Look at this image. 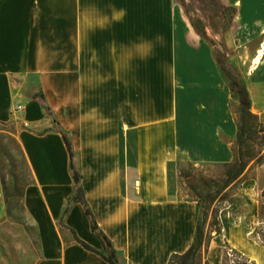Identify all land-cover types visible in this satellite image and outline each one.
Instances as JSON below:
<instances>
[{
  "label": "crops",
  "instance_id": "1",
  "mask_svg": "<svg viewBox=\"0 0 264 264\" xmlns=\"http://www.w3.org/2000/svg\"><path fill=\"white\" fill-rule=\"evenodd\" d=\"M167 1L0 0V124L23 100L26 127L53 130L54 121L68 135L84 200L116 264H168L192 245L199 211L169 196L171 161L231 159L220 140L230 137L228 85L218 68L172 65L187 59L178 41L194 43L156 13ZM222 1L239 9L244 0ZM13 78L36 82L51 120ZM127 137L138 145H123ZM154 139L163 145L144 142ZM17 142L32 179L22 205L38 237L36 264H106L74 241L106 256L82 206L61 219L73 182L60 137L22 130Z\"/></svg>",
  "mask_w": 264,
  "mask_h": 264
},
{
  "label": "rangeland",
  "instance_id": "2",
  "mask_svg": "<svg viewBox=\"0 0 264 264\" xmlns=\"http://www.w3.org/2000/svg\"><path fill=\"white\" fill-rule=\"evenodd\" d=\"M238 4L240 8L234 9L222 0H168L156 10L160 18L170 19L175 34L182 40L191 36L185 42L194 43L190 49L178 41V50L186 51L187 59L178 57L173 66H209L215 70L216 56L224 57L242 79L251 101L250 127L255 134L246 145L247 168L234 185L220 193L223 200L203 203L209 214L206 230L215 213L221 232H211L212 240L199 264H264V0ZM189 20L204 31L208 41L193 32ZM12 83L24 98L40 94L31 78H13ZM21 104L23 100L11 109L16 112H11L10 122L0 124V264H36L39 258L36 229L22 205L24 190L32 179L17 136L22 130L44 133L52 129L26 127L17 111ZM228 109L230 137L221 133L220 140L229 145L232 163L238 104L231 94ZM137 141L127 137L123 145L134 147ZM147 141L153 146L163 145L162 140ZM225 170L223 165L193 164L178 156L167 165L168 194L175 200L197 203L220 190ZM102 254L107 256L108 250Z\"/></svg>",
  "mask_w": 264,
  "mask_h": 264
},
{
  "label": "trees",
  "instance_id": "3",
  "mask_svg": "<svg viewBox=\"0 0 264 264\" xmlns=\"http://www.w3.org/2000/svg\"><path fill=\"white\" fill-rule=\"evenodd\" d=\"M189 23L193 32L199 38L208 41L202 29L198 28V26L193 24L191 20H189ZM215 63L218 67L219 73L228 85V89L231 96L236 99L238 104L236 152L233 155L232 163L223 165L226 170L224 173V180L222 182L220 190L217 191L216 194H207L203 199H200V201L196 203L199 214L196 222L192 245L183 255H173L170 258L168 264H199V261L201 260L202 256L206 254L210 242L212 240L211 232L214 231L216 235H220L221 231L215 213H212L211 221L209 222L208 226L209 230H206L208 225L209 214L207 209L204 208L203 203L208 202L210 204H213L217 200H223V196L221 198L219 197L220 193L229 189L243 176L247 168L246 145L250 141V138L253 136V134H255V131L252 130V128L250 127V121L252 119L251 101L249 93L245 88L242 79L237 74V72L225 62L224 57H220L219 55H217L215 58ZM31 100L36 101L39 104L40 108L44 110L46 115L52 119V112L47 107L42 95L32 96ZM53 123L56 129L48 130L45 133L53 131L60 137L68 156L69 172L73 182V195L70 201L68 202V206L64 210L61 219L63 220V218L67 215L72 205L78 204L82 206V208L84 209V214L89 220L91 231L97 235L98 240L101 242L103 248L105 250H108V255L102 256L101 254L94 251L84 243L77 240L76 238L74 239L75 243L80 246L84 251L100 257L106 264H116V253L112 248V244L98 230L94 218L90 214V211L84 200L83 192L80 187L81 176L76 171L73 164L74 154L68 135L60 127H58V125H56L54 121ZM262 130L264 132V128H262Z\"/></svg>",
  "mask_w": 264,
  "mask_h": 264
},
{
  "label": "built area",
  "instance_id": "4",
  "mask_svg": "<svg viewBox=\"0 0 264 264\" xmlns=\"http://www.w3.org/2000/svg\"><path fill=\"white\" fill-rule=\"evenodd\" d=\"M17 111H20V108H18Z\"/></svg>",
  "mask_w": 264,
  "mask_h": 264
}]
</instances>
